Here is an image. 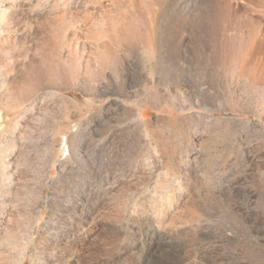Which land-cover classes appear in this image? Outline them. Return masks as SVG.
I'll use <instances>...</instances> for the list:
<instances>
[{"label":"rangeland","instance_id":"rangeland-1","mask_svg":"<svg viewBox=\"0 0 264 264\" xmlns=\"http://www.w3.org/2000/svg\"><path fill=\"white\" fill-rule=\"evenodd\" d=\"M10 1L0 0V5ZM13 4L34 12L35 31L39 26L58 28L51 19L44 21L48 15L65 16L64 30L71 25L70 18L76 28L89 24L85 0H15L9 5ZM69 9L70 17L63 12ZM3 23L0 20L2 71L8 64L7 51L15 59L28 49L3 41L7 35ZM39 31L36 39L43 45L36 40L37 55L44 63L48 51L42 46L47 40L40 35L42 28ZM155 60L154 70L145 72L136 87L129 66L120 82L111 79L109 70V80L96 78L94 86L52 75L58 93L40 99L36 108L41 112L20 115V120L8 117L7 123L18 119V124L28 123L32 129L0 138V216L5 217H0V224L14 225L13 232L18 229L12 232L19 236L17 242L23 224H29L22 227L24 234L33 231L30 237L27 234L31 247L24 248L26 234L17 243L21 249L17 244L16 250L9 247L16 243L13 235L14 239L5 238L3 247L8 243L6 249L14 256L24 248L29 256L25 264H44L53 254L57 260L62 239L72 241L79 234L88 242H83L81 264H264V80L252 81L209 62L197 69L169 66L159 50ZM45 68L47 73L50 69ZM3 107L0 102V115ZM29 198L31 205L25 204ZM24 206L41 209L34 224L27 221ZM82 211L88 219L80 217ZM179 223L187 225L176 229ZM169 233L171 241L153 243L157 234ZM4 248L3 253L8 251ZM6 257H0L5 258L0 259L2 264L10 263Z\"/></svg>","mask_w":264,"mask_h":264},{"label":"bare ground","instance_id":"bare-ground-1","mask_svg":"<svg viewBox=\"0 0 264 264\" xmlns=\"http://www.w3.org/2000/svg\"><path fill=\"white\" fill-rule=\"evenodd\" d=\"M14 1L15 0H12V2L10 1L9 4L10 3L12 4ZM9 4L5 3V4L0 5V20L4 22L3 28L5 27L7 31L5 40L3 39L2 40L8 42V46H9V43H12V44L17 43V45L20 43V44H23L22 46L28 47V49L25 50L24 55H19V56L17 55L18 57L16 56L17 58L15 59H12V57L10 58V56H12L10 55L11 54L10 51H9L10 54L8 51L6 52L9 55L8 54L6 56L4 55V57H7V61L5 60V58L4 60L8 64L5 65V69L3 67L4 69L3 71L1 70L2 67L0 68V102L4 106L2 109L3 111L0 115V121H1L0 138L9 133L14 134V133H18L19 131L28 133V131L30 132L32 130L30 129V125L28 123L21 125L17 123V120L19 118L21 119V117H19L20 115L22 116V118L27 116L26 113H30L31 116L33 114L35 115V113L37 112L36 110H38L36 108V105L40 104L39 103L40 99L43 96L44 97L52 96L51 94L57 95L58 91L55 90L56 87H54L55 85H53L54 83L52 82V78L54 75L60 77V79L62 77L63 79L64 78H70V79L75 78L77 81L80 80L83 83V85L85 84V86L86 85L94 86V84L96 83L95 81L97 80L96 78L99 79L100 77L104 80V79H108V76L111 77V75L107 74L109 70L110 72L112 70L111 73L113 76L111 77V79L114 77L113 81L118 80L120 82V80L125 76V71H127L125 69V66H129L133 74L131 76V83L133 87H136L139 85V82L141 78L144 76L145 72L148 73V71L152 72L154 70L157 64V61L155 60V53L158 50L160 51V54H161V60H163V62L169 66H179L180 67V65L182 66L185 64L186 66H192L197 69V68H200V66L204 65L206 62H209L211 65L217 66L223 69L224 71L233 72L237 74L238 76H245L251 79L252 81L253 80H264V0H85V5H84L83 10L85 13L84 15L87 16V19L89 21L88 25H84L86 26L85 28L80 29V28L74 27L73 25H75L74 24L75 22L73 21L74 23H71L70 21H72L71 20L72 18H70L69 19L70 21L67 24L69 25L71 24V25L68 27L66 26L67 28H65L64 30L62 28L63 25H62L61 20L64 19L65 16L63 15L64 16L63 18L60 14H59L60 17L58 18L56 16H52L53 17L52 19V17H49L48 14L46 18H43L45 19L44 21L51 19L50 22L54 21L53 23H55L58 26V28H54L53 25H51L53 27V28L51 27L52 30L49 29L50 26H47L49 28L47 27L45 28L41 26L42 33H40V35L41 34L44 35V37L47 40L44 43L46 44V46L44 45L45 47L44 46L42 47H43V51H45V49L46 51H48V53L47 52L45 53V54H48V56L46 55L48 57L47 61H45L46 63L48 62V66H44L43 65L45 63V62L43 63L44 58L42 59L39 55H37V53L39 52L38 50L39 48L37 49V47L39 46L41 41L39 42L38 39H36L38 37L36 32L39 29L41 31V28H39L40 27L39 26L37 29V27L35 26L37 30L35 31V29H33L32 23L37 22L36 15L31 10L27 12V11H24L23 8L21 9L18 8L17 5L16 6L14 5L15 3L12 6H10ZM62 9H65V8H61V10ZM71 9H69L67 12L63 11L64 14L67 13L68 17H70L69 15L72 14ZM74 14L76 13L74 12ZM54 17L56 19H54ZM63 24H64V21H63ZM36 25L38 24L36 23ZM55 30L56 31L58 30V33H60L59 36L55 33ZM3 36L4 34H2L1 37ZM36 40L39 42V44L38 42L36 43ZM40 40H42V38H40ZM129 61H130V64H129ZM6 62L4 63L6 64ZM40 62L43 63L42 66H44L43 68L44 70L47 69L45 67H48L50 69L48 70L49 73L44 72V70L41 68L42 66ZM46 63L45 65H47ZM39 64L41 67L39 66ZM39 68H41V70L43 71H41ZM185 68L183 69L180 68V71L184 70L185 72L186 71ZM153 75L154 73H152V76ZM40 92H43V93L40 95ZM39 114L41 115V113ZM9 116H12L13 119L14 117L15 118L19 117V118L16 121L13 120L15 123L11 124L9 122H11L12 119L11 121H8L7 123V119ZM21 121L24 122L23 119ZM39 123L40 122H38V124ZM32 127L33 126H31V128ZM1 141L3 142L4 139L2 138ZM15 194L17 193H14V195ZM28 197H30V195ZM87 197L89 196L87 195ZM28 200L30 203L26 202L25 204L31 205L30 200L32 199L29 198ZM32 204L34 203L32 202ZM31 207L28 206L26 209L24 206V208L26 209V214H28L27 216L30 217V220L29 218L24 216L25 214L24 212H23L24 214L21 213L22 211L20 212V210L23 208V205L21 206V209L19 210V212L24 216V218L28 219V220L26 219L28 222L31 221L34 224L36 219H38V214L41 209H38V207H35V208L33 207L31 208ZM16 211H18V209ZM19 215L20 214H18L17 216ZM80 215H81L80 216L81 218L88 219V215L85 212L83 213L82 211ZM1 218H3V216ZM11 220H8V221H10V224L12 225V223L19 222L21 218L16 219L18 221L15 220V222L12 220L13 221L12 223H11ZM194 220H197V219H194ZM23 222L25 223L26 221L23 220L22 223ZM85 223L86 225H90V224H87V222ZM158 223H160V221ZM187 223L185 225H187ZM10 224L8 226H10ZM20 224L18 223L17 226H21ZM93 225H96L94 221H93ZM104 225L105 224H103V227ZM181 225L182 224L175 225L176 229L185 226V225H182V226ZM23 226H26V225L23 224ZM23 226H21L19 231L21 232L23 231L22 236H25L26 233L24 234V230H21ZM12 228L14 229V225ZM12 228L4 227L3 225L0 224V233H2L3 231L6 232L5 234L12 233L13 232ZM16 228H19V227H15V229ZM165 228H166V225H165ZM17 230L18 229H16L14 232H17ZM30 230H31L30 232L33 233L32 228ZM88 230L89 229H87V231ZM19 231L18 233H20ZM30 232L28 231L27 233L28 236L29 234H31ZM13 233L9 234L10 236H6L5 234H3L2 236L0 234L1 238L4 237V240L2 239L3 241L0 240V244L6 241L8 237L12 238L14 236ZM27 234L25 237H27ZM11 235L13 236L11 237ZM17 235H20V238H22L21 241L23 239H26L21 236V233ZM67 235L68 234H66L65 237H67ZM70 236L73 237L74 234L73 236L72 235ZM85 236L86 235L82 236L79 234L77 238L76 239L73 238L72 241H67L65 240V238L62 239L65 243L62 246L63 248L61 249L58 259L54 260V258L52 257L54 254L52 256L49 254L50 260L45 259L46 263L44 264H81L83 261V255H85L84 248H83V245H84L83 242L85 241L84 240ZM14 237H15V240L16 238L19 239V236L17 237L14 236ZM29 237H27V239ZM95 237H93V239ZM172 238L173 236L171 235V233L164 234V235L157 234V236L153 238V243H156L157 240H159V242H164L166 240L171 241ZM31 240H32V237L29 238L28 242L27 240L25 241L26 243L24 242L25 244L24 248L28 247L27 245H30V247L32 246L31 244L33 242L31 243ZM60 240L61 238L59 239V241L57 239L58 242H61ZM94 240L96 241L97 239H94ZM21 241L17 242L16 240V243L14 242L15 244L12 243V245L10 244L12 247L11 246L9 247L12 249H15L14 247L16 246V244ZM4 243L6 244V242ZM4 243L2 244V247H0V249L4 248L3 247L5 245ZM8 245L9 244L7 243L6 246ZM6 246L3 251L5 252V250H8L6 251L8 253L5 252L6 253L5 254L0 250L1 251L0 253L5 254L4 256L0 254L1 258L6 257L7 254L14 253L12 249L10 248L6 249L7 248ZM18 247H20V245ZM18 247L16 246V249H18ZM21 248L22 247H20V249ZM24 248L21 251L23 254L19 253L20 250H18V254H16L17 252L16 251L15 252L16 255L14 256L12 254L13 255L11 256L12 258L10 257V255H8V258L6 257L7 259L6 262L7 263L10 262L9 264H25L29 256L23 252ZM38 254H41V253L38 252ZM10 258L12 259V261L10 260ZM33 260L35 259L33 258ZM51 260H54V261H51ZM3 261H0V264H2L1 262ZM34 263H37V261H34ZM3 264H6V263H3ZM153 264H161V263L155 262ZM176 264H182V263L176 262Z\"/></svg>","mask_w":264,"mask_h":264}]
</instances>
